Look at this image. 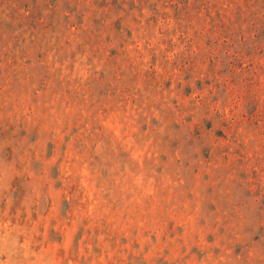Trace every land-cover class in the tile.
Wrapping results in <instances>:
<instances>
[{"label": "rangeland", "instance_id": "1", "mask_svg": "<svg viewBox=\"0 0 264 264\" xmlns=\"http://www.w3.org/2000/svg\"><path fill=\"white\" fill-rule=\"evenodd\" d=\"M0 264H264V0H0Z\"/></svg>", "mask_w": 264, "mask_h": 264}]
</instances>
